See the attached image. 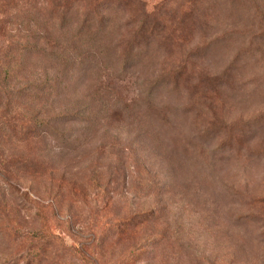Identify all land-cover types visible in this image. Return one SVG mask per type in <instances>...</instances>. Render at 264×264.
I'll return each instance as SVG.
<instances>
[{
    "label": "rangeland",
    "instance_id": "374dc122",
    "mask_svg": "<svg viewBox=\"0 0 264 264\" xmlns=\"http://www.w3.org/2000/svg\"><path fill=\"white\" fill-rule=\"evenodd\" d=\"M48 3L0 0V264H264V0Z\"/></svg>",
    "mask_w": 264,
    "mask_h": 264
},
{
    "label": "trees",
    "instance_id": "16d2710c",
    "mask_svg": "<svg viewBox=\"0 0 264 264\" xmlns=\"http://www.w3.org/2000/svg\"><path fill=\"white\" fill-rule=\"evenodd\" d=\"M46 5L49 6L48 0H46ZM53 11H57V10H53ZM69 25H71V24L68 22H64V21L61 23H58L57 21H54V20H45L43 22L45 34L42 37V41H43L42 42V48L40 50L35 51V53H36L35 57H37L44 64H50V65L55 64V65H66V66L70 65L72 57H69V53H68L71 50L70 49L71 45L69 43H70V41H72V39H76L77 37H75V36L69 37L66 34L58 33L59 27L64 28L66 26L69 27ZM101 27H103V26L102 25L99 26V28H101ZM140 28H142V27H140ZM105 29H106V27L104 26V30ZM53 30L55 31V33H58V37L52 36L51 32ZM59 38L64 39L63 40L64 44H63V42H61V40ZM80 40L81 39L79 38L76 41H80ZM92 40H96V39H93V38L85 39V44L92 42ZM63 45H65V48L63 47ZM116 46L118 47V45H116ZM135 47L139 48L140 46H139V44H137ZM130 49H131V47H130ZM110 57L112 58L113 54L110 55ZM18 58L19 57L15 56L13 54L6 55L1 60V62L6 63V61L7 62L14 61L15 63H17ZM125 59H128V58L125 57ZM46 235H49L53 238L52 234H50V233H47ZM142 236H143V234L140 236L139 242H140V240H143ZM143 244H144V242L141 243L140 248H142ZM71 250H74V252L81 257V260L83 257H85V254H84L82 249H79V248L73 249L72 248ZM35 259L40 260L39 256L37 254L33 257L32 260L34 261ZM90 260H91V262H89V263L87 262L88 264H101L100 260L93 261L94 259H92V258ZM29 264H31V263H29Z\"/></svg>",
    "mask_w": 264,
    "mask_h": 264
}]
</instances>
